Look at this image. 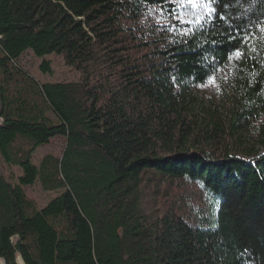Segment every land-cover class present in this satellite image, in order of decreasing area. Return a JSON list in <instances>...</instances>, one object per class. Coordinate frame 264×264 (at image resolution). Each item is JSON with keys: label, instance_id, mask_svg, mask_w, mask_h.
Instances as JSON below:
<instances>
[{"label": "trees", "instance_id": "trees-1", "mask_svg": "<svg viewBox=\"0 0 264 264\" xmlns=\"http://www.w3.org/2000/svg\"><path fill=\"white\" fill-rule=\"evenodd\" d=\"M161 7L0 0L8 264H264V0H218L227 19L192 35ZM248 33L250 58L229 59ZM28 52L75 77L36 79ZM56 136L62 152L35 164ZM36 182L61 189L42 208L25 189Z\"/></svg>", "mask_w": 264, "mask_h": 264}, {"label": "rangeland", "instance_id": "rangeland-1", "mask_svg": "<svg viewBox=\"0 0 264 264\" xmlns=\"http://www.w3.org/2000/svg\"><path fill=\"white\" fill-rule=\"evenodd\" d=\"M51 62L52 72L43 73L40 68L43 60ZM23 64L27 66L29 70L33 73L34 77L41 81H58V80H70L75 77V72L70 70L69 66L64 64V60L58 57L56 54H49L45 57H34L32 53L28 52L23 56ZM64 147L63 138L61 136H56L52 138L51 142L39 147L33 156V161L38 164L46 153H53L59 155ZM19 173L18 167L13 168ZM27 194L32 198L39 207L46 206L52 198L57 196L61 189L46 191L40 182H36L34 185L25 187Z\"/></svg>", "mask_w": 264, "mask_h": 264}, {"label": "snow or ice", "instance_id": "snow-or-ice-1", "mask_svg": "<svg viewBox=\"0 0 264 264\" xmlns=\"http://www.w3.org/2000/svg\"><path fill=\"white\" fill-rule=\"evenodd\" d=\"M166 3H171L173 8L170 12L165 14V9L160 8V13L164 19L171 18L179 24H186L188 31L184 35L194 34L192 26L195 24L197 27H202L205 22L213 23L216 19L225 20L227 16L223 12H218V0H165ZM264 30V29H262ZM251 33L240 37H231V40L238 41V45L228 54V58L233 57L238 60L250 58L247 56V40ZM230 40V42H231ZM219 69H214L213 73L206 77L207 80L215 82V72Z\"/></svg>", "mask_w": 264, "mask_h": 264}, {"label": "water", "instance_id": "water-1", "mask_svg": "<svg viewBox=\"0 0 264 264\" xmlns=\"http://www.w3.org/2000/svg\"><path fill=\"white\" fill-rule=\"evenodd\" d=\"M2 122V118L0 117V123ZM15 263L16 264H27L25 261H24V259H23V257L20 255V254H18L17 255V257H16V260H15ZM0 264H8L7 263V261L5 260V259H3V258H0Z\"/></svg>", "mask_w": 264, "mask_h": 264}, {"label": "bare ground", "instance_id": "bare-ground-1", "mask_svg": "<svg viewBox=\"0 0 264 264\" xmlns=\"http://www.w3.org/2000/svg\"><path fill=\"white\" fill-rule=\"evenodd\" d=\"M16 264V263H15ZM22 264V263H21Z\"/></svg>", "mask_w": 264, "mask_h": 264}]
</instances>
